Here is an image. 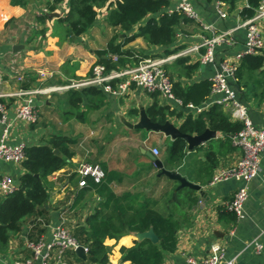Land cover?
Segmentation results:
<instances>
[{
    "label": "crops",
    "instance_id": "obj_1",
    "mask_svg": "<svg viewBox=\"0 0 264 264\" xmlns=\"http://www.w3.org/2000/svg\"><path fill=\"white\" fill-rule=\"evenodd\" d=\"M217 1L219 0L205 5L198 12L202 21L212 25L216 32L234 29L232 35L234 46L220 51L218 55L220 61L244 51L245 34L243 29L238 28L243 21L239 16L243 2L232 13H229L227 6L224 5L226 18L219 19L215 12ZM50 3L51 0H29L26 7H20L11 5L10 0H0V95H2L0 99L6 106L8 119L13 122L5 142L11 146L19 143L26 146L42 145L54 135H61L75 142L74 155L46 178L50 219L41 238L49 241L51 229L57 225L63 226L74 235L86 227L90 216L96 212L106 211L101 206V198L92 189L79 188L77 185L78 163L94 158L96 164L104 163L108 169L118 173L117 179L110 184L114 193L125 191L139 193L142 198L153 201L159 212L172 215L177 221L179 227L176 233V250L173 253L163 252V264H189L188 258L202 263L207 259L212 244H218L224 249L225 258L235 257L236 264H264V151L260 155L258 173L248 184V197L243 204V216L232 221L225 204L233 198L243 183L229 179L211 186L210 182L218 169L233 165L242 156L239 147L233 145L231 140L226 144L223 136L215 132L213 139L200 146L201 151L196 148L192 151L186 149L179 165L173 168L164 162L165 149L172 142L170 137L125 126V123H135L139 110L143 109L146 112L155 98L159 104L170 109L184 114L191 111L194 116L197 113L135 85H131L120 96L104 93L99 88L100 96L82 94V103L75 111L70 103V92H80L85 87L61 88L86 81L97 61L94 52L105 49L113 37H117L116 43L123 42L126 37H132L144 21L125 34L108 23L106 5L97 10L95 22L87 32L76 37L69 32L68 24L64 20L69 0L59 3L53 11L47 9ZM44 10L47 12H43ZM41 15L46 16L43 23L37 21V17ZM196 24L183 27L177 34L174 46H183L179 51L192 49L200 42L203 34L195 27ZM262 28L264 30V21ZM185 31H188V34H185ZM15 46H20L21 49L14 51ZM124 48L143 56L147 55V58L161 57L160 49L147 46L139 37L128 42ZM187 57L192 62L197 61L199 53L193 51L188 53ZM170 63L172 61L167 64ZM200 65L193 80H210L214 73L213 67L208 64ZM261 70H264V67ZM18 77H21V80H17ZM58 87L60 89L30 97L38 113L36 123L28 125L14 120L15 108L22 98L11 94L20 89L35 91ZM239 93L253 124L263 127L264 86L255 84L241 89ZM211 99L213 98L207 102ZM221 107L230 114L233 121L230 108ZM209 108L208 106L204 110ZM168 121L178 127V121L174 119ZM121 145L127 146L129 152L128 157H124L129 167L128 170L124 168V171L121 167L123 159L119 157ZM208 148H213L218 155L217 165L211 176L206 179L198 172L204 167L203 149ZM142 149L151 154L152 149L159 151L163 149L161 155L155 156L161 161L163 168L178 172L188 182L198 185L200 191L178 189V182L165 176H158V169L141 153ZM22 173L20 165L0 161V177L5 175L18 177ZM14 182L16 185V181ZM191 199H195V202L191 203ZM32 223V220H27L22 226L21 233L12 239L8 251L0 254V264L16 262L21 264L31 257L26 245L29 242L28 235ZM254 239L261 245L259 251L254 245H248ZM136 241L138 240L135 234H124L118 239H104V245L110 248L109 263L119 264L121 258L119 249L131 247Z\"/></svg>",
    "mask_w": 264,
    "mask_h": 264
},
{
    "label": "trees",
    "instance_id": "obj_2",
    "mask_svg": "<svg viewBox=\"0 0 264 264\" xmlns=\"http://www.w3.org/2000/svg\"><path fill=\"white\" fill-rule=\"evenodd\" d=\"M36 1V0H34ZM64 0H53L47 6L49 11ZM197 10L214 0H190ZM227 6L229 13L234 12L243 2L239 11L242 20L251 18L259 5L260 0H219ZM29 0H10L13 6L26 7ZM173 0H69L65 22L68 30L78 37L87 32L94 24L97 10L108 8L107 21L113 28H119L127 34L135 25L139 26L137 33L123 42L116 43L113 37L105 49L96 50L97 64L103 65L107 71L121 69L136 64L147 58L124 46L136 37L150 47L160 49L159 56L166 57L183 49L175 47L177 34L185 26L196 24L181 11L169 12ZM46 16H38L37 21L43 23ZM203 35L207 34L196 24ZM188 34V31H185ZM203 50L200 51V53ZM114 55L117 61L113 62L109 56ZM156 57V56H153ZM200 62L191 61L187 55L176 58L170 64H164L163 69L172 85V94L180 102L182 108L187 106L198 107L204 104L211 93L212 82L208 79L194 81L193 77L200 68ZM264 52L257 55H244L235 72L233 85L239 92L243 88L258 84L264 86ZM100 96L101 91L94 86L85 87L80 92H70V103L77 111L82 103L81 95ZM240 98L242 99L241 93ZM244 96V95H243ZM245 97V96H244ZM0 102L3 101L0 99ZM190 111V110H189ZM72 113H69V115ZM80 115V113H78ZM148 118L155 123L163 124L169 119L178 121V129L183 134L200 135L206 129L219 133L224 142L230 143L232 136L242 129L239 121H232L230 114L221 106L214 105L208 110L193 115L191 111L184 114L181 111L170 109L158 101L147 107ZM75 142L61 135H54L42 145H28L24 150V159L20 163L23 171L17 177L15 190L0 197V254L8 251L12 239L22 231L27 220H32L28 235L29 242H37L45 234L50 219L48 205V184L46 178L57 171L74 155ZM186 142L182 138L172 140L165 149L164 162L170 167L179 165L186 153ZM57 149L59 155L53 153ZM201 151L202 148H196ZM205 161L203 169L198 172L208 179L217 165V153L213 148L203 149ZM95 159L87 160L95 164ZM105 177L100 183L87 180L83 188L92 189L100 198L101 206L106 211L96 212L87 219L86 227L72 235L77 243L86 248V260L79 259L74 251L64 253L66 264H110L108 256L110 248L104 245L106 238L118 239L124 234H137L152 230L158 237L156 244L144 239L136 241L131 247L119 249L121 258L119 264H163V252L173 253L176 250L178 223L172 215H164L155 208L153 201L142 198L128 191L116 194L110 184L117 179L118 173L108 169L106 164L100 163ZM155 183L153 184V188ZM190 202H195L191 199ZM230 219L235 220L230 213Z\"/></svg>",
    "mask_w": 264,
    "mask_h": 264
},
{
    "label": "built area",
    "instance_id": "obj_3",
    "mask_svg": "<svg viewBox=\"0 0 264 264\" xmlns=\"http://www.w3.org/2000/svg\"><path fill=\"white\" fill-rule=\"evenodd\" d=\"M53 1V0H51ZM224 4L217 1L215 12L219 19L226 18V12L223 10ZM181 11L186 17L197 23L202 31L209 35H202L200 42L192 49L179 51L172 55L160 58H145L134 65L125 68L113 69L107 71L103 65L95 63L91 68L90 76L80 84H71L61 87L62 89L82 87H97L104 93L114 96L123 95L131 85L140 87L144 91L152 94H159L169 100H176L172 94L171 81L164 72L163 65L175 60L178 57L185 56L190 52L199 53L198 61L202 65H211L213 75L210 78L212 82L211 93L201 106L186 108L200 113L206 107L225 106L230 108L231 116L234 120L241 122L242 129L232 136L233 145L239 147L242 156L231 166L218 169L212 176L210 185L235 179L241 181L243 185L237 189L233 198L225 204V209L234 214L235 218L243 216V204L248 197V184L257 175L259 169L260 155L264 151V126L257 127L253 124L247 107L243 104L239 91L235 89L233 82L238 64L244 55H257L264 50V30L262 23L264 21V0H260L255 14L246 20H243L238 28L244 31V51L238 52L232 56H227L218 61L220 51L224 48L230 49L234 46V29L216 32L212 25L202 21L198 10L190 0H173L172 6L168 10ZM43 12H47L44 10ZM203 52L200 53V51ZM109 58L117 61V57L110 55ZM41 76H43L41 74ZM17 80H21L18 77ZM58 88H44L35 91L18 90L11 94L22 98L21 102L15 108L14 120L24 124H34L38 120V113L30 98L34 94H45ZM2 95H0L1 97ZM181 106V105H180ZM8 119L6 106L0 102V161L20 165L24 159V150L26 145L19 143L8 145L5 140L8 130L12 125ZM157 149H152V155L158 156ZM76 173L79 176L78 187L83 188L87 185V180L93 183H100L104 177V171L99 164L81 161L76 167ZM16 188L15 182L11 176L0 177V197L12 193ZM248 245H254L256 250L261 249V245L254 239ZM79 246L76 239L61 225L54 226L51 229V238L49 241L40 238L37 242H28L26 247L30 251L31 257L21 264H66L64 253ZM85 252H87L86 248ZM189 264H236V258H225L224 249L218 244L210 246L209 255L202 263H197L193 258H188ZM15 264H20L16 262Z\"/></svg>",
    "mask_w": 264,
    "mask_h": 264
},
{
    "label": "water",
    "instance_id": "obj_4",
    "mask_svg": "<svg viewBox=\"0 0 264 264\" xmlns=\"http://www.w3.org/2000/svg\"><path fill=\"white\" fill-rule=\"evenodd\" d=\"M18 49H21V47L15 46L13 48L14 51ZM125 126L134 130H145L152 133H162L165 136L170 137L171 140L182 138L186 142V148L188 151H192L193 149L204 145L206 142L210 141L215 137V132L209 129H206L200 135H188L181 133L178 127L170 123L168 120L165 121L163 124L152 122L143 109L139 110L138 120L135 123H125ZM53 153L56 155L60 154L57 149H54ZM141 153L148 157L154 163L155 167L159 171L158 176H165L169 180L178 182V189L188 188L200 191V187L198 185L188 182L178 172L174 170L169 171L164 169L161 161L157 159L154 155H152L150 152L142 149ZM12 178L14 181L17 180L16 175H14ZM135 235L138 241L147 239L153 244H156L158 242V237L153 233L152 230L143 233H137ZM74 253L79 259L86 260V252L83 246H77L74 249Z\"/></svg>",
    "mask_w": 264,
    "mask_h": 264
},
{
    "label": "rangeland",
    "instance_id": "obj_5",
    "mask_svg": "<svg viewBox=\"0 0 264 264\" xmlns=\"http://www.w3.org/2000/svg\"><path fill=\"white\" fill-rule=\"evenodd\" d=\"M125 145H127V144H125ZM125 145H121V148H120V150H119V157H121L123 160V162H122V164H121V167H122V169H123V171H124V168L126 169L127 168V170H128V164L126 163V159L125 158H127L128 157V154H129V152H128V148H127V146H125ZM158 151H159V149H158ZM163 151V149H161L160 151H159V155H161V153L160 152H162ZM125 157V158H124ZM131 158V157H130Z\"/></svg>",
    "mask_w": 264,
    "mask_h": 264
}]
</instances>
